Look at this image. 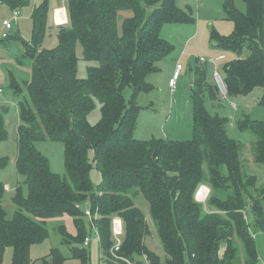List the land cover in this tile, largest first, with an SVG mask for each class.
<instances>
[{
    "label": "trees",
    "instance_id": "obj_1",
    "mask_svg": "<svg viewBox=\"0 0 264 264\" xmlns=\"http://www.w3.org/2000/svg\"><path fill=\"white\" fill-rule=\"evenodd\" d=\"M243 1L245 11L235 0H224L234 31L224 36L213 29L211 39L217 47L238 55L222 68L230 97L261 87L259 104L264 106V0ZM30 2L0 0V5L20 10ZM66 2L69 21L58 26L55 47H41L48 0L32 11L33 41H23L33 73L25 82L29 97L18 102L16 170L28 192L24 194L21 185L16 188L18 209L10 218L2 204L6 185L0 181V264L8 247L13 248L12 264H35L30 248L48 237L47 219L67 213L74 218L83 243L88 235L83 208L87 203L99 212L95 222L106 264H128L127 260L142 264L137 262L140 256L160 264L145 242L150 229L135 203L138 194L149 203L166 264H257L255 235L264 232V188L257 175L244 170L242 143L229 136L228 117L211 113L206 105L207 96L213 102L218 97L206 69L195 71L192 139L134 137L141 110L138 99L154 89L148 77L174 47L161 36L163 26L194 18L177 0ZM78 43L85 60L99 63L87 68L85 78L78 76ZM12 85L16 92L21 90L14 76ZM126 88L132 89L130 99L124 94ZM97 100L101 117L92 124L88 117ZM239 128L255 132L254 161L264 164V121L245 115ZM7 137L0 112V141ZM48 140L64 144L65 176L52 171L49 158L36 146ZM91 149L102 175L98 186L90 176ZM7 163V157H0V167ZM202 184L211 187L206 204L195 197ZM114 217L124 223L117 251L113 249ZM61 233L75 254L87 257L65 228Z\"/></svg>",
    "mask_w": 264,
    "mask_h": 264
},
{
    "label": "rangeland",
    "instance_id": "obj_2",
    "mask_svg": "<svg viewBox=\"0 0 264 264\" xmlns=\"http://www.w3.org/2000/svg\"><path fill=\"white\" fill-rule=\"evenodd\" d=\"M49 13L47 30L42 40V48H53L58 43V24L56 23V10L65 6L66 0H48ZM44 0H31V2L20 9L18 24L9 33V38H3L2 21L11 19L13 11L8 5H0V86L3 93L0 94V112L5 117V128L8 137L0 141V157H7L8 163L0 167V181L6 185V192L3 198V206L8 217H13L18 209L14 202L16 188L21 185L24 194H27V186L24 178L16 170V159L18 156V127L20 124V109L18 102L29 97L26 81L32 77L31 58L25 55L26 49L23 41H33V19L34 7ZM178 6L194 19L192 21L176 22L165 24L161 30V36L167 39L174 47L170 54L158 63V70L153 72L148 80L154 85L150 92L141 93L138 102L141 106L137 127L134 137L148 140L153 137L168 138L173 140H189L193 138V103L192 86L195 80V71L198 68H205L208 80L213 83L214 70L223 71V65L238 55L231 50H223L217 47L211 39V31L217 30L224 36L231 35L234 31V22L227 18L224 11V0H177ZM235 4L241 11L246 10L243 0H235ZM79 58L78 76L87 77L89 66H97L98 61H88L83 57V49L80 43L76 49ZM225 58L213 63L211 58L219 55ZM205 58V61H200ZM199 60V61H198ZM177 64L183 69L177 80L176 87L170 86V79L173 77ZM223 73V72H222ZM19 82L21 90L15 91L12 85V77ZM124 94L127 99L132 95V89L126 88ZM216 101L206 97V105L211 113L228 117V134L230 137L242 143V161L244 170L249 174L257 175L259 186L264 188V164L254 161V142L257 137L251 128H239V122L250 115L252 119L264 121V106L259 104L262 95V88L256 87L248 95L232 97L238 104L233 109L229 100H223L219 93ZM101 117V103L97 100L95 109L90 113L88 120L96 124ZM37 148L50 160L52 171L66 175L65 147L62 142L41 141L36 143ZM90 159L93 167L90 176L93 184L98 186L102 183V175L94 162L93 150H90ZM136 205L142 210L149 224V234L145 242L147 247L154 251L160 258V264H166V252L153 221L149 203L143 194L135 198ZM91 209L87 203L83 207ZM87 220V232L92 238L90 246H85L79 239V231L70 214L56 218H49L46 221L48 237L35 243L30 248V255L35 264H102L100 242L96 232L91 228L89 218ZM61 228L75 239V246L86 250L87 257L74 253V248L64 242ZM258 250V263L264 264V232L259 231L255 235ZM85 253V252H84ZM54 255L58 260L54 261ZM137 262L142 264H153L146 256H140ZM13 263V248L8 247L5 251L4 264ZM134 263V262H133ZM136 264V263H134Z\"/></svg>",
    "mask_w": 264,
    "mask_h": 264
},
{
    "label": "built area",
    "instance_id": "obj_3",
    "mask_svg": "<svg viewBox=\"0 0 264 264\" xmlns=\"http://www.w3.org/2000/svg\"><path fill=\"white\" fill-rule=\"evenodd\" d=\"M61 11L60 17H58L57 10H56V23L59 25H66L68 24L69 18H68V13H67V8L65 6L59 8ZM20 19V10L15 9L13 11V17L11 19H4L2 21V28H3V38L8 39L9 38V33L12 29L15 28V26L18 24ZM225 58L224 55H221L217 58H211L210 61L213 63H216V61ZM200 61H205V58H200ZM183 67L181 64H177L176 70L174 72V75L172 79L170 80V86L174 89L177 84V80L180 77L181 71ZM213 83L216 86L219 95L223 100H229V104L233 109L238 108V104L236 100L232 99L229 95V89H228V83L225 79V76L222 72L219 70H214L213 72ZM3 93V88L0 86V94ZM211 193V187L202 184L198 190L196 191L195 197L199 202H202L206 204L207 199ZM77 207H80V205H77ZM85 213V218H89V223L92 229L95 230L97 238L99 242H101V236H100V231L98 229V226L96 225L95 220L99 218V212L98 211H92V209H84ZM112 229H113V237L115 239V245L113 249L116 251L119 250L121 243H122V236L124 234V223L123 220L120 217H114L112 219ZM92 242V238L90 236H86L84 240V245L85 246H90ZM101 258H102V264H106L105 257L101 251ZM128 264H134L133 262L128 261Z\"/></svg>",
    "mask_w": 264,
    "mask_h": 264
},
{
    "label": "bare ground",
    "instance_id": "obj_4",
    "mask_svg": "<svg viewBox=\"0 0 264 264\" xmlns=\"http://www.w3.org/2000/svg\"><path fill=\"white\" fill-rule=\"evenodd\" d=\"M61 11H63V10L57 9L58 17H60V15H61Z\"/></svg>",
    "mask_w": 264,
    "mask_h": 264
},
{
    "label": "crops",
    "instance_id": "obj_5",
    "mask_svg": "<svg viewBox=\"0 0 264 264\" xmlns=\"http://www.w3.org/2000/svg\"><path fill=\"white\" fill-rule=\"evenodd\" d=\"M221 55H223V54H221ZM221 55H219V56H221ZM219 56H218V57H219ZM224 56H225V55H224ZM171 79H172V78H171ZM171 79H170V80H171ZM204 185H207V184H204ZM207 186H209V185H207ZM209 187H210V186H209Z\"/></svg>",
    "mask_w": 264,
    "mask_h": 264
}]
</instances>
